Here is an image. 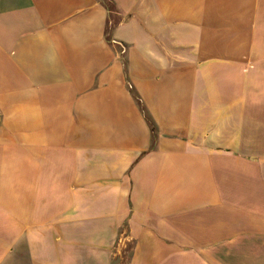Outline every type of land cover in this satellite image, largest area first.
Masks as SVG:
<instances>
[{"label":"crops","instance_id":"crops-1","mask_svg":"<svg viewBox=\"0 0 264 264\" xmlns=\"http://www.w3.org/2000/svg\"><path fill=\"white\" fill-rule=\"evenodd\" d=\"M0 264H264V0H0Z\"/></svg>","mask_w":264,"mask_h":264}]
</instances>
